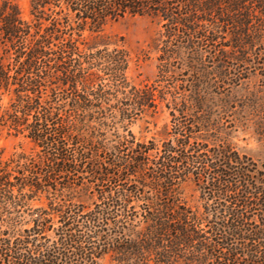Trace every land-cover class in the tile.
<instances>
[{
    "label": "trees",
    "instance_id": "trees-1",
    "mask_svg": "<svg viewBox=\"0 0 264 264\" xmlns=\"http://www.w3.org/2000/svg\"><path fill=\"white\" fill-rule=\"evenodd\" d=\"M244 2L31 0L30 22L1 2L0 125L37 151L0 161V264H264V164L223 136L206 94L235 77L225 27ZM125 17L162 23L150 84L128 81L124 49L79 48ZM205 55L212 84L174 77ZM161 104L166 138L139 141L128 126Z\"/></svg>",
    "mask_w": 264,
    "mask_h": 264
},
{
    "label": "rangeland",
    "instance_id": "rangeland-1",
    "mask_svg": "<svg viewBox=\"0 0 264 264\" xmlns=\"http://www.w3.org/2000/svg\"><path fill=\"white\" fill-rule=\"evenodd\" d=\"M10 1L17 5L21 18L30 22L31 0ZM223 6H226L224 4ZM226 23V41L229 42L225 66L232 77L230 85L220 89L206 91L207 98L212 100L214 110L220 115L219 126L223 136L241 153L264 164V0H245L244 5L229 14ZM247 34V35H246ZM84 45L87 48H122L128 55L126 76L135 86H143L154 81L157 74L160 47L163 44L164 29L162 23L150 17H125L117 21H109L92 31L83 33ZM214 54H212L213 56ZM206 56V55H205ZM204 57L201 65L195 70H176L174 77L190 80L192 75L206 77L202 80L211 84L218 79L215 66L219 58ZM202 60V61H203ZM198 69V70H196ZM180 75L179 74H183ZM175 82V84H179ZM169 99V97H168ZM8 97H3L2 107L8 106ZM170 127V118L164 105L161 104L156 113H147L133 121L130 132L139 141H162ZM102 130V128H101ZM37 149L22 134L0 125V161L7 160L14 154H33ZM182 199L190 207H199L198 195L190 187L183 190ZM37 205H46L42 200ZM99 264H116L109 255L102 257Z\"/></svg>",
    "mask_w": 264,
    "mask_h": 264
}]
</instances>
